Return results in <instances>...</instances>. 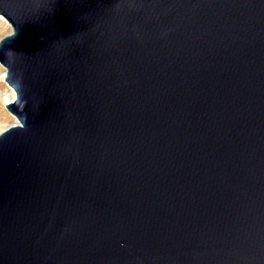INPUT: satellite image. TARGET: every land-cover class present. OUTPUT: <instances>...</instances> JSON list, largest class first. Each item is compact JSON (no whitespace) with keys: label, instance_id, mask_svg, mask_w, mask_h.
<instances>
[{"label":"water","instance_id":"water-1","mask_svg":"<svg viewBox=\"0 0 264 264\" xmlns=\"http://www.w3.org/2000/svg\"><path fill=\"white\" fill-rule=\"evenodd\" d=\"M0 14V264H264V0Z\"/></svg>","mask_w":264,"mask_h":264},{"label":"rangeland","instance_id":"rangeland-1","mask_svg":"<svg viewBox=\"0 0 264 264\" xmlns=\"http://www.w3.org/2000/svg\"><path fill=\"white\" fill-rule=\"evenodd\" d=\"M0 15L3 16L2 14ZM11 28V24L9 22L7 23L3 18L0 17V37L10 32ZM5 70V66L0 63V131H2L9 124L17 122L16 116L13 115V113L10 112L5 105L6 102L9 101L6 99V96L12 93L8 82H3L2 80Z\"/></svg>","mask_w":264,"mask_h":264},{"label":"bare ground","instance_id":"bare-ground-1","mask_svg":"<svg viewBox=\"0 0 264 264\" xmlns=\"http://www.w3.org/2000/svg\"><path fill=\"white\" fill-rule=\"evenodd\" d=\"M0 17L1 18H3L7 23L9 22L7 19H5L3 16H1L0 15ZM1 63V62H0ZM2 64V63H1ZM3 65V64H2ZM5 77H6V70L4 71V74H3V76H2V80H3V82H7L6 80H5ZM1 84H2V82H1ZM9 84V83H8ZM3 85V84H2ZM10 85V84H9ZM10 88H11V94H9V95H7L6 96V99L7 100H11L13 97H14V95H15V90L13 89V87L10 85ZM14 115V114H13Z\"/></svg>","mask_w":264,"mask_h":264}]
</instances>
